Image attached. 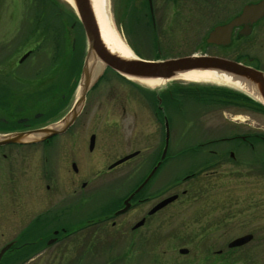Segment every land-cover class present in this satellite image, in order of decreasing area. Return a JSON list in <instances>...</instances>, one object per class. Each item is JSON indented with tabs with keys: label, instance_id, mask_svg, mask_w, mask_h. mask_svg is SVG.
Returning <instances> with one entry per match:
<instances>
[{
	"label": "rangeland",
	"instance_id": "obj_1",
	"mask_svg": "<svg viewBox=\"0 0 264 264\" xmlns=\"http://www.w3.org/2000/svg\"><path fill=\"white\" fill-rule=\"evenodd\" d=\"M252 1L255 0H152L154 24L148 15L146 0H108V11L114 29L133 54L141 58L208 54L242 61L249 55L261 56L258 32L254 34L257 43L251 48L247 43L249 38L233 39L226 47L207 44L205 39L215 25L227 22ZM68 10L74 13L65 0H0V79L8 84V89L4 86L2 92L11 101L14 96H21L25 101L24 112L40 111L50 101L54 107L44 111L45 116L54 113L49 121L61 118L72 105L86 49L84 31L77 17L73 20ZM26 51H30L29 55L18 64ZM102 75L104 78L100 80ZM102 75L88 91L83 111L66 138L77 134L78 146L83 136L86 144L90 133H95V148L104 169L124 155L136 150L139 154L108 173L124 176L122 185L114 183L107 191L104 188L100 196L72 202L71 222H84L87 216L100 214L98 211L104 203L110 213L133 182L147 173L164 145L165 118L169 125V143L165 161L154 177L158 194L155 201L168 193H177L179 199L157 213L154 221L178 224L175 227L178 230L183 228L181 223L189 222L234 223L238 224L234 235L254 225H264V143L252 139L254 135H264V112L233 103L232 92L246 93L230 85L185 80H172L151 88L107 69ZM192 83L196 85H189ZM190 87L193 94H181L178 100L173 98L176 88ZM222 93L227 94L226 99H221ZM247 133L250 140L220 143V153L225 157L221 165L226 163L219 169V181L189 185L182 182L187 169L182 153L184 146ZM230 150L234 154L232 160L228 157ZM232 174L240 175L235 183L228 178ZM186 186L191 193L181 195ZM197 191L202 193L195 194ZM28 198L32 201L26 197L24 205L36 216L37 199L31 195ZM111 220L118 224L132 222L133 213ZM111 220L75 231L74 236L62 238L42 254L22 257L16 264H58L53 262V253L71 258L81 255L79 259L59 264H118L116 256L122 254L126 233L117 234L124 226L113 228ZM223 228L221 233H227L228 229ZM35 232L28 235L34 236ZM16 233L19 231H12V237ZM230 237L228 234L226 238ZM177 239L156 247L154 254H167L169 264H174L180 259L178 249L186 247L185 242ZM220 264L231 263L226 259Z\"/></svg>",
	"mask_w": 264,
	"mask_h": 264
},
{
	"label": "flooded vegetation",
	"instance_id": "obj_2",
	"mask_svg": "<svg viewBox=\"0 0 264 264\" xmlns=\"http://www.w3.org/2000/svg\"><path fill=\"white\" fill-rule=\"evenodd\" d=\"M257 1L259 0L249 3ZM146 3L148 5V15L154 24L152 6L150 11L148 0H146ZM240 12L241 10L236 15ZM70 17L73 20L76 19L75 16L70 15ZM242 30L243 25L232 30L230 43H232L233 39L246 38L247 40L249 38L247 43H250L249 47L251 48L252 45L257 43L254 34L258 32L261 37L258 48L261 51V56L249 55L242 61L239 59H227L238 61L264 72V15L255 22L247 24V34H242ZM217 47L226 46L219 45ZM18 64L21 63L18 62ZM38 81L39 79L34 81L36 82L35 84ZM6 84V80L1 78L0 135L33 130L60 119L47 120L54 115V113H50V115L45 116L44 111L47 110L49 112L54 107V105L51 106L50 101L43 104V109L41 107L40 111L27 110L24 112L26 107L23 102L25 101L21 96H14L11 101L7 94L2 92L4 86L5 90L8 89ZM23 97L26 98L25 95ZM11 108L15 109V112H12ZM74 123L64 133L53 135L38 143L0 145V251L9 244V247L6 248L0 257V264H16L22 257L27 258L28 256L42 254L44 250L52 248L62 238L74 236L75 233L73 232L75 231L84 230L86 227L98 226L101 222H107L112 218L115 219L126 215L130 211L133 213L132 222L118 224L115 223V220L110 221V225L113 228L119 225L124 226V229L121 230L122 232L120 231L117 234L126 233L124 235L125 243L123 242L121 245L122 254L116 256V263L118 264H169V256L167 257V254L158 256L154 254V250L156 247L166 246L171 242L172 238L176 237H179L178 241L185 242L186 247L183 246V248L178 249L180 259H176L174 264H220L221 261L223 262L226 259L231 264H264V225H258V227L254 225L253 228L246 229V232L234 235V227L238 226V224L235 225L234 223H181L183 228L180 230L178 228L175 229L178 224L171 225L170 222L156 223L154 221L156 214L179 199L177 193H168L155 201L156 195H158L154 188L156 172L134 193L129 200V207L126 211L116 214L124 206V200L127 196L140 186L147 178L151 168L159 160L158 169L160 168L165 161L167 152L162 160L160 159L161 153L157 160H154V157L151 162V168L145 175L139 176L133 182L129 191L118 201L110 213H108L106 203H104V206L100 207L98 211L100 214L96 212L94 213L95 216H87L84 222H71V208L74 207L72 202L75 200L80 201V199H90L93 195L94 197L100 196L104 192V188L107 191L109 185L114 183L122 185L124 179V176L108 175L122 163L109 167L115 160L108 163L106 169L103 167L104 164L99 163V154L95 148V133H90L86 144L83 136L82 143L78 146L76 141L80 139L76 137L77 134L72 133L74 135L69 137L70 141L66 138L68 132L73 129ZM92 135H94V139L90 147ZM249 137L250 134L248 133L224 137L221 140L217 137L184 146L182 153L185 154L184 162H186L185 166H187V169L185 173L183 172L182 182H187V185H189L194 182L214 183L219 181V172L221 171L219 169L226 163L225 161L221 165L222 159H225V157L220 153V143L230 144L234 140L247 141ZM252 139H259L261 143H264V135H254ZM248 144L250 147L253 146L252 142ZM134 152H138L135 156L139 154L138 150ZM233 155V151L230 150L228 153L230 160L234 158ZM228 178L235 183L240 178V175L232 174ZM185 188L181 191V195L191 193L188 191L187 186ZM201 193L202 191H197L195 194L200 195ZM33 194H36V196ZM24 195H27L25 196L27 201L30 200L28 195L37 199L36 216H34V212L29 213L30 210L24 205ZM60 196L62 199H60ZM171 196H174L171 201L151 211L160 201ZM88 215L92 214L89 213ZM224 226L228 229L227 233H221V228ZM12 231H19V233L12 237ZM31 231H36L34 236L28 235ZM228 234L231 235L230 238H226ZM221 235H223V238H221ZM245 235H250V238L238 245L230 246L231 242ZM52 256H54L53 262L58 264L61 261L69 262L81 257L80 255L71 258L68 255H57L54 253ZM29 258L33 259L34 257Z\"/></svg>",
	"mask_w": 264,
	"mask_h": 264
},
{
	"label": "water",
	"instance_id": "obj_3",
	"mask_svg": "<svg viewBox=\"0 0 264 264\" xmlns=\"http://www.w3.org/2000/svg\"><path fill=\"white\" fill-rule=\"evenodd\" d=\"M151 11V0H148ZM70 5L78 18V21L84 31L86 39V49L80 69L79 81L75 93L73 103L69 110L57 121L46 126L33 130L22 132H11L0 135V145L9 143L30 144L44 141L45 139L64 133L76 120L80 114L86 99L87 92L94 83L102 75L105 69L132 80L139 79H161L171 80L177 75L193 70H211L226 75L233 81L242 84L247 93L253 96L264 107V72L259 71L251 66L245 65L231 59L208 55V54H189L170 58L146 59L136 54L125 57L111 51L103 39L99 31L93 8L90 0H71ZM264 15V0L255 3H248L242 6L241 12L229 21L214 26L207 34L205 42L207 44L226 46L231 42L232 30L235 27L243 25L242 34H247L246 26L250 22H255ZM29 54L24 53L19 62L23 61ZM98 72V74H96ZM164 147L160 156L162 160L165 156L169 142V125L164 120ZM94 135L90 139V147L93 144ZM138 152H133L116 160L109 167H114L124 161L132 158ZM160 160L150 170L147 178L124 200V206L119 209L116 214L126 211L129 207V200L132 198L148 178L154 174ZM174 196L168 197L160 201L154 209L162 207ZM250 238L245 235L231 242V245H238ZM9 247L6 245L0 251L2 253Z\"/></svg>",
	"mask_w": 264,
	"mask_h": 264
},
{
	"label": "bare ground",
	"instance_id": "obj_4",
	"mask_svg": "<svg viewBox=\"0 0 264 264\" xmlns=\"http://www.w3.org/2000/svg\"><path fill=\"white\" fill-rule=\"evenodd\" d=\"M71 3V0H65ZM94 15L99 26L101 38L107 47L122 56L129 57L133 55L131 49L123 41L121 36L114 29L108 11V0H90ZM172 80H185L191 82H210L216 84L230 85L234 88L247 91V89L237 81H233L226 75L211 70H193L177 75L174 79L165 81L161 79H139L141 84L148 87H160Z\"/></svg>",
	"mask_w": 264,
	"mask_h": 264
},
{
	"label": "trees",
	"instance_id": "obj_5",
	"mask_svg": "<svg viewBox=\"0 0 264 264\" xmlns=\"http://www.w3.org/2000/svg\"><path fill=\"white\" fill-rule=\"evenodd\" d=\"M68 11H69V15H71L73 17L75 16V14L72 12V10H68ZM75 18H76V16H75ZM107 70H110V69H107ZM110 71H112V70H110ZM103 78H104V75H102L99 79L102 80ZM189 85H196V84L192 83V84H189ZM193 92H194V90H192V87H190V88H176L173 91V98L175 100H178L180 98L181 94H190V93L193 94ZM214 94H216V93H214ZM222 94L223 95H222L221 99H226V95L227 94L226 93H222ZM232 95H233L232 101H233L234 104H236V105H242L243 104V105H246V106H250V108L255 109L257 111L260 110V111L264 112V108L262 107V105L259 104L258 102H256L255 100L251 99L247 95L239 93V92H232ZM221 99H216V102H220V101L223 102V100H221ZM158 110H159V108H158Z\"/></svg>",
	"mask_w": 264,
	"mask_h": 264
}]
</instances>
